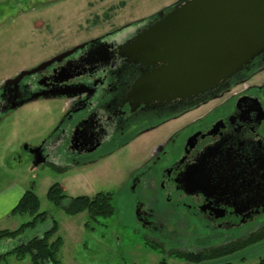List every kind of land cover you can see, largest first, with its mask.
Returning a JSON list of instances; mask_svg holds the SVG:
<instances>
[{"label": "flooded vegetation", "instance_id": "obj_1", "mask_svg": "<svg viewBox=\"0 0 264 264\" xmlns=\"http://www.w3.org/2000/svg\"><path fill=\"white\" fill-rule=\"evenodd\" d=\"M184 1L169 2L147 17L82 41L64 51L73 53L19 83L5 80L0 111L37 95L72 94L60 97L67 109L58 133L38 145L41 164L60 147L72 161L92 155L90 162H97L173 124L124 184L143 234L159 240L156 234H177L181 224H190L200 237L222 238L189 251L197 253L249 239L264 228V51L194 98L141 101L131 94L132 87L154 66L135 62L122 53V46L159 19V12L168 13ZM250 247L199 264L221 259L225 264H245L243 255ZM236 255H242L239 261H231Z\"/></svg>", "mask_w": 264, "mask_h": 264}, {"label": "rangeland", "instance_id": "obj_2", "mask_svg": "<svg viewBox=\"0 0 264 264\" xmlns=\"http://www.w3.org/2000/svg\"><path fill=\"white\" fill-rule=\"evenodd\" d=\"M172 1L175 0H0V86L82 41L147 17ZM66 104L60 97L39 98L0 111V191L24 188V193L33 188L40 200V212L48 215L17 237L0 240V253L42 236L53 221L58 225L57 236L63 239L59 253L63 264H158L164 258L172 264L179 260L169 257L175 251H198L222 241L198 236L190 224H181L177 234H156L158 240L143 234L135 220L131 191L124 183L173 124L144 134L97 162H90L92 155L72 161L60 147L52 149L48 163L35 166V156L26 145L38 146L58 133ZM56 183L68 196L59 206L48 198L49 188ZM99 192L113 194L115 213L111 217L94 219L88 212H66L70 197H92ZM32 219L29 214L11 215L5 223L18 228ZM249 250L252 258L246 263H258L264 257V242L252 245L244 254L249 256ZM241 256L232 260L238 262ZM29 263V257L20 261L14 255L0 262Z\"/></svg>", "mask_w": 264, "mask_h": 264}, {"label": "water", "instance_id": "obj_3", "mask_svg": "<svg viewBox=\"0 0 264 264\" xmlns=\"http://www.w3.org/2000/svg\"><path fill=\"white\" fill-rule=\"evenodd\" d=\"M263 51L264 0H185L168 13L159 12V19L122 46V53L135 62L154 66L131 90L145 103L191 99L211 91ZM70 53L73 51L24 70L6 84L19 83ZM71 95L59 91L47 97ZM31 100L18 101L9 109ZM41 148L26 145L35 156V166L44 162Z\"/></svg>", "mask_w": 264, "mask_h": 264}, {"label": "trees", "instance_id": "obj_4", "mask_svg": "<svg viewBox=\"0 0 264 264\" xmlns=\"http://www.w3.org/2000/svg\"><path fill=\"white\" fill-rule=\"evenodd\" d=\"M48 198L52 203L59 206L68 198V196L64 192L62 185L56 183L49 188ZM65 210L71 215L88 212L90 217L94 219H97L98 217H111L115 213L113 194L112 192H99L92 197H70ZM18 214H29L33 219L23 223L20 227L15 229H0V240L15 238L26 229L36 227L39 222L44 221L48 217L46 212H40V200L33 188L26 190L18 204L13 208L11 215L15 216ZM57 233L58 225L56 221H53L52 227L42 236H35L30 240L17 245L12 250L0 254V262L2 260H7L8 257L14 255L20 261L29 257V264H63L59 258V253L63 246V239L61 236H57ZM262 241H264V228L261 231L252 234L249 239L240 240L230 245L219 246L197 253L175 251L174 253L169 254V257L171 256L184 260L190 264H199L204 260H212L230 255L244 249L245 247L255 245ZM158 264H168V261L164 258ZM257 264H264V257L261 258Z\"/></svg>", "mask_w": 264, "mask_h": 264}, {"label": "crops", "instance_id": "obj_5", "mask_svg": "<svg viewBox=\"0 0 264 264\" xmlns=\"http://www.w3.org/2000/svg\"><path fill=\"white\" fill-rule=\"evenodd\" d=\"M23 190H24V188H21L19 190H17V189H15V190L5 189V190L0 191V229H4V228L15 229L16 228V227H12V225H10V226L6 225L5 220L9 219V217L11 216V212H12L13 208L18 204L19 200L23 196V194H24ZM262 242H264V241H262ZM262 242H260V243H262ZM249 249H251V247ZM249 252H250L249 256L244 254V257L246 258V260L248 258H252V250H249ZM0 254H3V253H0ZM259 258H261V257H259ZM224 260L223 259L215 260V261H210V262H207L204 264H225ZM231 261H233V260H231ZM168 264H171V261L168 262ZM172 264H190V263L179 259V260H173ZM245 264H247V263H245ZM255 264H257V263H255Z\"/></svg>", "mask_w": 264, "mask_h": 264}]
</instances>
